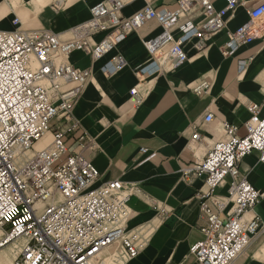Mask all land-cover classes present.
<instances>
[{
  "label": "built area",
  "instance_id": "obj_1",
  "mask_svg": "<svg viewBox=\"0 0 264 264\" xmlns=\"http://www.w3.org/2000/svg\"><path fill=\"white\" fill-rule=\"evenodd\" d=\"M217 1L178 0L174 10L147 5L126 18L124 3L108 0L91 8V19L70 40L50 30H22L19 18L13 21L17 30H0V249L25 241L14 264H123L115 253L102 256L114 246L120 247L124 261L138 256L144 238L127 230L128 203L136 187L121 181L94 187L98 169L68 145L69 137L80 143L87 139L73 111L92 77L91 69L76 68L68 58L82 52L97 62L155 20L162 32L144 42L152 61L136 74L175 71L189 60L184 45L197 38L194 48L206 49L208 37L225 30L242 4L224 0L225 7L217 10ZM195 15L203 18L201 23L194 22ZM249 16V24L228 32L229 48L264 35V0ZM182 19L187 21L176 39L172 28ZM101 32L108 34L96 42L94 36ZM125 66L118 54L102 70L111 76ZM209 88L205 82L194 92L204 95ZM132 94L137 96L138 90ZM248 110L243 135L238 126L225 125L224 138L210 145L205 158L182 169L188 181L202 179L207 190L201 193L199 216L203 240L191 248L196 264H235L264 236V222L257 215L246 218L264 200V192L240 168L254 152L264 165L262 106L250 103ZM213 119L208 114L205 122ZM204 142L199 133L193 135V145ZM223 185H228V195L216 198L214 191Z\"/></svg>",
  "mask_w": 264,
  "mask_h": 264
},
{
  "label": "crops",
  "instance_id": "obj_2",
  "mask_svg": "<svg viewBox=\"0 0 264 264\" xmlns=\"http://www.w3.org/2000/svg\"><path fill=\"white\" fill-rule=\"evenodd\" d=\"M106 1L43 0L38 4L36 0H0V30H17L13 21L19 18L22 30H50L70 40L76 28L91 19V8ZM121 1L126 18L147 5L174 10L178 2ZM241 2L229 16L226 29L208 37L206 49L194 48L197 38L184 45L189 60L175 71L136 74L152 61L144 42L161 34L162 27L155 20L97 62L82 52L68 58L74 67L92 71L73 111L87 139L80 143L69 137L71 152L80 153L98 169L100 178L94 187L110 181L136 187L128 203L131 218L127 230L141 234L144 245L135 259L123 264H196L191 248L203 240L199 216L201 193L207 190L202 179L188 181L182 169L205 158L210 145L224 138L225 125L238 126L243 135L250 103L260 104L264 117V35L234 49L228 47V32L251 22L249 11L259 0ZM215 7L223 9L225 1L218 0ZM193 19L196 24L203 20L197 15ZM186 21L182 19L172 28L176 39ZM107 34L98 33L94 40L100 42ZM118 54L125 58L126 66L107 76L102 69ZM205 82L210 84L208 92L197 95L194 89ZM134 89L137 96L132 94ZM208 114L214 118L210 123L205 122ZM196 133L207 143L193 145ZM240 168L264 192V165L259 163L258 153L244 158ZM227 195L228 185L214 191L216 198ZM254 215L264 222V200L246 218ZM235 264H264V236L254 240Z\"/></svg>",
  "mask_w": 264,
  "mask_h": 264
},
{
  "label": "bare ground",
  "instance_id": "obj_3",
  "mask_svg": "<svg viewBox=\"0 0 264 264\" xmlns=\"http://www.w3.org/2000/svg\"><path fill=\"white\" fill-rule=\"evenodd\" d=\"M38 4H42L43 0H36ZM14 5H16V2L14 1ZM24 244V241L22 239L10 242L4 247H2L0 250V264H12V261L10 260V255L13 254V257L17 258V250L20 249V247ZM116 260L122 262L124 261L123 258H116Z\"/></svg>",
  "mask_w": 264,
  "mask_h": 264
},
{
  "label": "rangeland",
  "instance_id": "obj_4",
  "mask_svg": "<svg viewBox=\"0 0 264 264\" xmlns=\"http://www.w3.org/2000/svg\"><path fill=\"white\" fill-rule=\"evenodd\" d=\"M24 241V240H23ZM25 242V241H24ZM23 246H24V244H22V246L20 247V249H18L17 250V256L19 255V253L21 252V250H22V248H23ZM2 250V249H1ZM0 250V251H1ZM113 253H115V255L117 256V257H119V258H122V250L120 249V247H118V246H114V247H112V248H110L109 250H106L103 254H102V256L104 257V258H108V257H110ZM16 256V257H17ZM10 260L12 261V264H14V260H15V257H13V254L12 255H10Z\"/></svg>",
  "mask_w": 264,
  "mask_h": 264
}]
</instances>
